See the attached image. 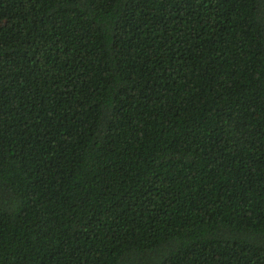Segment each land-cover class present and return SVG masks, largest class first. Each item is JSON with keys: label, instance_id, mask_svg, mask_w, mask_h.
Instances as JSON below:
<instances>
[{"label": "trees", "instance_id": "1", "mask_svg": "<svg viewBox=\"0 0 264 264\" xmlns=\"http://www.w3.org/2000/svg\"><path fill=\"white\" fill-rule=\"evenodd\" d=\"M0 264H264V0H0Z\"/></svg>", "mask_w": 264, "mask_h": 264}]
</instances>
